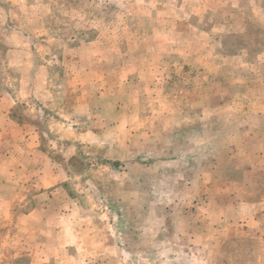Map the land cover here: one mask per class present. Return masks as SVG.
<instances>
[{"label": "rangeland", "instance_id": "374dc122", "mask_svg": "<svg viewBox=\"0 0 264 264\" xmlns=\"http://www.w3.org/2000/svg\"><path fill=\"white\" fill-rule=\"evenodd\" d=\"M0 264H264V0H0Z\"/></svg>", "mask_w": 264, "mask_h": 264}]
</instances>
